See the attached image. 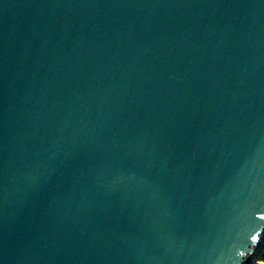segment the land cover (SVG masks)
Wrapping results in <instances>:
<instances>
[{"label": "water", "instance_id": "1", "mask_svg": "<svg viewBox=\"0 0 264 264\" xmlns=\"http://www.w3.org/2000/svg\"><path fill=\"white\" fill-rule=\"evenodd\" d=\"M263 243L264 0H0V264Z\"/></svg>", "mask_w": 264, "mask_h": 264}, {"label": "rangeland", "instance_id": "2", "mask_svg": "<svg viewBox=\"0 0 264 264\" xmlns=\"http://www.w3.org/2000/svg\"><path fill=\"white\" fill-rule=\"evenodd\" d=\"M250 264H264V243L251 255Z\"/></svg>", "mask_w": 264, "mask_h": 264}]
</instances>
